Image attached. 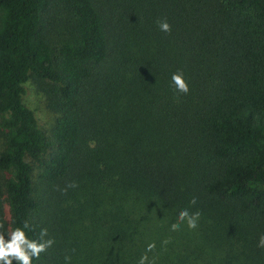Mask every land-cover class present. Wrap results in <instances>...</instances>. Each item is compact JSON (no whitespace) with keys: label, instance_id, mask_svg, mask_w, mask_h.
Here are the masks:
<instances>
[{"label":"trees","instance_id":"1","mask_svg":"<svg viewBox=\"0 0 264 264\" xmlns=\"http://www.w3.org/2000/svg\"><path fill=\"white\" fill-rule=\"evenodd\" d=\"M25 221L32 264H264V0H0V232Z\"/></svg>","mask_w":264,"mask_h":264},{"label":"clouds","instance_id":"2","mask_svg":"<svg viewBox=\"0 0 264 264\" xmlns=\"http://www.w3.org/2000/svg\"><path fill=\"white\" fill-rule=\"evenodd\" d=\"M158 25L161 31L165 33L171 32V26L166 20L158 21ZM172 85L179 93L187 94L189 92V85L184 78L182 71L173 73L171 77ZM74 186V185H70ZM196 198L190 201L191 205L196 204ZM201 213L199 211L190 213L188 209H184L179 212L177 222L171 224L170 230L173 232L179 231L181 225L186 223L187 227L194 230L198 227V222ZM3 228V224H0V229ZM31 230L27 221L23 223V227H16L15 229L7 232H0V264H32L33 259H39L41 253L46 252L53 244V239H44L47 236V229H41L40 239H30L25 230ZM7 237V239H6ZM164 245L170 243L169 239L162 242ZM258 247L264 248V235L259 237ZM156 247L155 242L148 244L145 254L142 255L138 261V264H155L154 260H149L148 253L152 252ZM66 261L70 260V257H65Z\"/></svg>","mask_w":264,"mask_h":264},{"label":"rangeland","instance_id":"3","mask_svg":"<svg viewBox=\"0 0 264 264\" xmlns=\"http://www.w3.org/2000/svg\"><path fill=\"white\" fill-rule=\"evenodd\" d=\"M55 31L58 33L60 28L56 27ZM23 103L27 108L33 111L39 127L46 132L52 124V115L45 108L42 93L32 81L25 83Z\"/></svg>","mask_w":264,"mask_h":264}]
</instances>
